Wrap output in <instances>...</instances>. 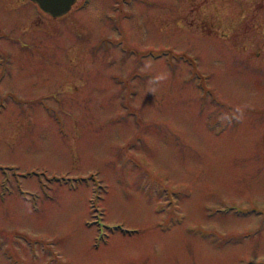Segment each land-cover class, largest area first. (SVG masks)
Instances as JSON below:
<instances>
[{"label":"rangeland","instance_id":"374dc122","mask_svg":"<svg viewBox=\"0 0 264 264\" xmlns=\"http://www.w3.org/2000/svg\"><path fill=\"white\" fill-rule=\"evenodd\" d=\"M18 2L0 264H264V0Z\"/></svg>","mask_w":264,"mask_h":264},{"label":"clouds","instance_id":"9594fccd","mask_svg":"<svg viewBox=\"0 0 264 264\" xmlns=\"http://www.w3.org/2000/svg\"><path fill=\"white\" fill-rule=\"evenodd\" d=\"M152 67H153V65H152V62L150 60L145 61L144 67L142 68V71L149 72L152 70ZM169 78H170V73L167 71L159 72V73L151 76L147 81V87H148L149 92L155 93L162 84H164L168 81ZM235 112L239 113V115L235 116L234 118L239 120L242 117L243 112L239 107H237L235 109ZM220 119H222V120L227 119L229 121V123L231 122V119L227 115L220 117Z\"/></svg>","mask_w":264,"mask_h":264},{"label":"water","instance_id":"95a60500","mask_svg":"<svg viewBox=\"0 0 264 264\" xmlns=\"http://www.w3.org/2000/svg\"><path fill=\"white\" fill-rule=\"evenodd\" d=\"M54 17L68 13L77 0H34Z\"/></svg>","mask_w":264,"mask_h":264},{"label":"flooded vegetation","instance_id":"af4514ba","mask_svg":"<svg viewBox=\"0 0 264 264\" xmlns=\"http://www.w3.org/2000/svg\"><path fill=\"white\" fill-rule=\"evenodd\" d=\"M19 1H20V2H18L19 6H28V7H31V3H32V4L35 3L37 6L39 5V4H38L36 1H34V0H19ZM39 7H40V6H39ZM0 22H1V21H0ZM4 26H5V25H3V23H0V38H1V37H2V38H4V37L6 38V36H7L8 34H6L5 32L11 30V29H9V28H8V29H7V28L5 29ZM11 32H12V30H11ZM21 42H23V41H22V40L19 41V45H20V46H21V44H20ZM1 43H2V42H1ZM2 48H3V45H2ZM2 48H1V44H0V49H2Z\"/></svg>","mask_w":264,"mask_h":264}]
</instances>
